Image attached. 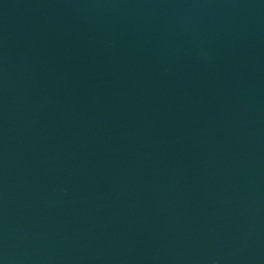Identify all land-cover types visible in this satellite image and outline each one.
I'll return each mask as SVG.
<instances>
[{"label":"water","instance_id":"95a60500","mask_svg":"<svg viewBox=\"0 0 264 264\" xmlns=\"http://www.w3.org/2000/svg\"><path fill=\"white\" fill-rule=\"evenodd\" d=\"M0 264H264V0H0Z\"/></svg>","mask_w":264,"mask_h":264}]
</instances>
